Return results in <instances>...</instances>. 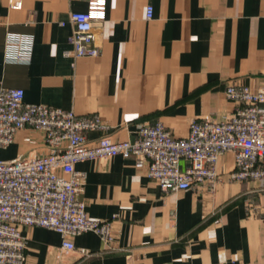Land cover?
Listing matches in <instances>:
<instances>
[{
  "label": "crops",
  "instance_id": "0c3cea01",
  "mask_svg": "<svg viewBox=\"0 0 264 264\" xmlns=\"http://www.w3.org/2000/svg\"><path fill=\"white\" fill-rule=\"evenodd\" d=\"M11 1L0 0V90L98 116L108 129L89 132V142L130 140L141 124L157 122L184 138L191 121L234 113L226 86L264 88V0H104V18L93 24L98 55L80 58L66 55L69 16L86 12L88 0H20L18 10ZM11 39L29 48H8ZM47 151L41 133L21 130L0 159ZM74 169L85 176L78 199L89 218L111 221V242L86 232L67 250L57 232L24 228V264H264V195L258 182L230 179V153L211 185L177 192H161L133 158Z\"/></svg>",
  "mask_w": 264,
  "mask_h": 264
},
{
  "label": "built area",
  "instance_id": "2783aa9c",
  "mask_svg": "<svg viewBox=\"0 0 264 264\" xmlns=\"http://www.w3.org/2000/svg\"><path fill=\"white\" fill-rule=\"evenodd\" d=\"M9 8L20 9L21 1H11ZM152 15V7L147 6L145 18L149 20ZM103 18L104 0H88L86 12H72V51L66 55L97 56L93 24ZM29 45L17 39L8 42V48L28 49ZM224 94L237 104L234 113L221 121L193 120L184 138L173 137L157 122L141 124L130 140L104 135L89 142V132L108 129L98 116H77L61 108L27 104L19 88L0 90V150L21 130L41 133L48 149L40 157L0 159V264L25 263L22 230L29 227L57 232L62 248L67 250L74 248L71 238L86 232L97 234L109 245L111 221L89 218L77 197L85 178L74 169L79 162L116 155L133 158L135 167L144 168L146 177L166 193L195 190L204 182L211 185L217 178L220 156L230 153V179L258 182V191L264 195V88L251 92L247 86L231 84ZM260 219L264 222V212Z\"/></svg>",
  "mask_w": 264,
  "mask_h": 264
}]
</instances>
